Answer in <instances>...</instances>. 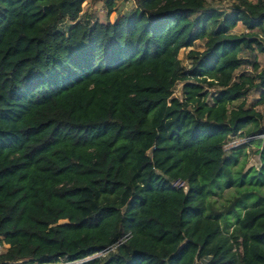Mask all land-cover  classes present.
I'll return each instance as SVG.
<instances>
[{"label":"trees","instance_id":"obj_1","mask_svg":"<svg viewBox=\"0 0 264 264\" xmlns=\"http://www.w3.org/2000/svg\"><path fill=\"white\" fill-rule=\"evenodd\" d=\"M86 1L0 0V264H264V195L230 233L250 194L209 202L247 186L235 174L264 186V138L258 170L233 174L239 153L224 148L264 136L259 113L232 106L251 90L264 100V65L241 57L264 55V0H230L228 14L133 0L115 19L119 0H103L93 24Z\"/></svg>","mask_w":264,"mask_h":264},{"label":"rangeland","instance_id":"obj_2","mask_svg":"<svg viewBox=\"0 0 264 264\" xmlns=\"http://www.w3.org/2000/svg\"><path fill=\"white\" fill-rule=\"evenodd\" d=\"M251 2H255V0H249ZM207 8L208 9H216L221 11L223 14H228L232 10V5L230 0H206ZM134 9V2L133 0H119L115 3V14L114 19L117 18L119 15H127ZM80 21L87 22L93 24L95 22L105 23L107 21V11L104 7L103 0H87L85 5L83 6V11L80 16ZM70 26V22L65 20L63 21L59 28L61 30H66ZM260 38L264 40V27L262 30L256 31ZM233 34L240 35L247 33V30L244 26L238 25L232 31ZM195 51H202L204 49L203 42H198L195 44L194 48ZM189 50H181L179 52L178 59L180 60L182 67L185 71L189 69L190 61L186 59V55ZM241 57L248 59L250 61H257L260 67L262 68L264 65V55L260 54L257 50L255 52H248L243 51L241 53ZM241 72H251L250 66L244 64L237 74ZM181 87L182 84H177L174 89V96L180 97L181 95ZM209 95L215 93V90H210ZM261 90H251L249 94L242 100L234 103L232 106L235 107L241 103L244 104L245 109H251L256 111L261 115V119L259 120V129L264 131V100L261 101ZM255 138H264V136L259 137H247L245 132H241V134L237 136H231L225 145L226 153L230 149H234V151H238L237 156V165L232 169V173L234 174L238 169L242 168V172H246L249 169L253 168L258 170L261 167V160H260V152L262 150L261 146H257L255 144ZM239 183L246 182L247 186L238 187V185H233L230 188H225L222 192H217L216 195L211 196L209 198V202L211 203V207L215 211H219L222 208L226 207L234 197H240L245 193H249V199L247 201L241 200L237 205L235 211H233L229 216H227V220L231 225L229 229V233L232 231V227H234L238 219L243 215L246 209L251 208L254 203H257L261 198V194L264 195V186L259 187L261 177L258 175H254V172H250L246 177L239 179L238 174L233 176ZM238 178V179H237ZM217 187V186H216ZM214 190L215 187H214ZM223 222V219L222 221ZM7 246L0 244V254L4 252ZM102 257V255H95L88 260H92L94 258Z\"/></svg>","mask_w":264,"mask_h":264},{"label":"built area","instance_id":"obj_3","mask_svg":"<svg viewBox=\"0 0 264 264\" xmlns=\"http://www.w3.org/2000/svg\"><path fill=\"white\" fill-rule=\"evenodd\" d=\"M174 186H176L177 188H183V190L185 191L186 187L184 185V183H174L173 184ZM87 260V259H86ZM81 262V261H80ZM78 262H74V263H61V264H77ZM205 262L204 261H197L195 260V264H204Z\"/></svg>","mask_w":264,"mask_h":264}]
</instances>
